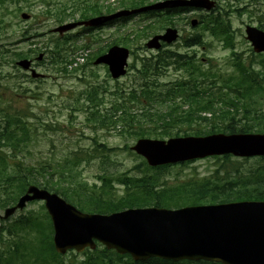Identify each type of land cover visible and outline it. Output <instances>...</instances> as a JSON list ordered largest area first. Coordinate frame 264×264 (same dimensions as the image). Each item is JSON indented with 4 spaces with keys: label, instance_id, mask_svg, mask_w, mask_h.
Masks as SVG:
<instances>
[{
    "label": "rangeland",
    "instance_id": "1",
    "mask_svg": "<svg viewBox=\"0 0 264 264\" xmlns=\"http://www.w3.org/2000/svg\"><path fill=\"white\" fill-rule=\"evenodd\" d=\"M29 1L31 4L26 0H4L0 3L3 28L7 30L5 35L2 30L0 32V47L3 44H10L6 47L9 50L5 57L0 58V113H7V116L26 113L31 131L27 146L21 152H11L6 149L5 153L0 152V155L5 158L8 167H12L15 163L22 166L29 164L54 166L55 160L63 163L64 159L72 160L75 157L86 156L87 162L81 160L76 168L88 185L95 184L97 190L104 185H113L116 190L104 191L121 195L125 187L119 179L125 176L149 175L153 170L146 168L145 159L131 150L130 147L135 143L136 138L120 132V129L129 127L125 119L118 121V114L114 115L111 102L119 96L127 99L131 90L139 92V85L143 81L142 75L130 68V64L140 67V59L143 56L155 55L157 51L138 48L135 55L129 58L127 74L118 81L110 77L105 65H95L93 60L98 55V51L113 40L127 39L128 48L143 45L150 36L136 40L132 33L150 20L148 17L137 15L123 23L103 25L84 33L80 31L81 28H76L70 31L68 37L67 34L59 36L51 32L52 28L62 24L57 20L56 15L65 16L64 22H69L72 19L68 18L74 14L76 20L80 13L90 12L94 7L100 8L105 13L104 7L110 5L116 11L120 9L118 0ZM216 5L219 6L217 8L219 12L228 13L234 31L235 51L246 60L250 58L259 60L250 52L251 46L244 36V27L247 24L264 25V0H216ZM233 9L237 11L234 12ZM22 12L29 13L30 18L23 19ZM72 12V16H67V13ZM177 27L181 39L163 49L189 54L194 52L195 59H201L202 67H208L207 70L210 72L218 69L228 72L232 69L230 50L222 40L207 36L206 40L209 44L205 48H185L182 46L183 41L190 34L201 32V28L191 27L189 23L184 22V19L178 21ZM22 30L27 32L21 35ZM158 32L161 31L155 33ZM56 47L62 54L67 55L68 60L72 59L80 49L86 54V58L84 62L78 60L72 62L69 67L68 63H56V60L53 61L56 59ZM14 52L25 53V58L30 59L43 52V60L35 64L36 72L43 78H32L28 71L20 68L16 61L21 57L14 55ZM86 62L90 64L83 67ZM170 64L162 61L157 67L150 69L146 85L155 93L156 99L150 101L146 108L154 110L162 107V101L169 98L167 89L183 79L187 80L189 76L187 71L180 68L177 63ZM256 65L261 67L260 64ZM157 73L159 75L155 76ZM193 76L198 75L193 73ZM139 99L147 101L142 96H139ZM127 105L133 113L141 111L142 106L137 101L128 100ZM94 110H99V113H94ZM107 118L116 121V126L107 125ZM151 119L154 120L155 116ZM214 122L221 125L218 119ZM197 127L210 128L204 124H199ZM250 162L252 160L244 162L243 158L235 156H231L226 162L216 158L197 159L182 167L169 168L164 178L171 186L197 183L218 176L216 170L224 163L246 166ZM100 177L105 180H101ZM51 180L56 184V173H53ZM42 204L41 201L26 204L23 209L4 219L3 224L12 223L28 211L44 213ZM4 208L0 209V215L3 214ZM5 237L8 239L7 242H0V252L3 253L11 242L25 240L21 232L15 238ZM18 250L20 258L17 264L23 260L26 264H43L41 259H36L33 255L26 256L22 248ZM21 255L25 258H21ZM85 258L83 253L70 251L60 255L56 260L49 261L51 264H80Z\"/></svg>",
    "mask_w": 264,
    "mask_h": 264
},
{
    "label": "trees",
    "instance_id": "2",
    "mask_svg": "<svg viewBox=\"0 0 264 264\" xmlns=\"http://www.w3.org/2000/svg\"><path fill=\"white\" fill-rule=\"evenodd\" d=\"M4 0H0L3 3ZM154 0H123L121 6H136ZM110 8H108L109 10ZM189 9H184V12ZM100 9L94 7L90 13H100ZM182 11L167 10L162 13L148 12L146 15H157L156 24H147L139 36H146L158 28H163L166 22H173V17ZM90 13L82 12L81 18H86ZM73 15L67 13V16ZM52 16V15H51ZM198 28L208 32L211 36L222 40L224 45L230 48L232 69L222 72L221 69L215 72L203 71L192 61V57L176 51L165 50L160 55L143 56L140 60L139 73L143 81L139 89L131 90L126 98L119 96L111 102V109L114 115L118 114L119 120L125 119L129 128L120 129V132L138 137L164 138L180 135H205L215 132L223 133H249L264 132V108L255 107L256 97L264 99V54L254 55L261 57L259 60L247 61V64L234 51L233 29L229 17L214 14H199ZM59 22L65 16L56 15ZM3 17L0 15V32L3 28ZM258 27L264 29V25ZM84 31H91L92 28H84ZM27 30L21 31L24 35ZM140 38V37H138ZM116 43V42H113ZM204 34L195 32L190 34L184 41L183 46H204ZM140 47V46H139ZM4 48V47H3ZM2 50V47H0ZM105 51V47L98 53ZM0 51V55L6 54ZM14 55L25 57V53L14 52ZM56 63H67V55L61 53L56 47ZM162 61L167 64L172 62H183L188 69L187 80H181L175 86L167 89L169 98L162 101L160 108L151 110L145 107L150 101L156 99L155 93L146 85V78L151 68L157 67ZM90 64L86 62L83 67ZM260 64L261 67H257ZM66 69V67H64ZM134 68V65H131ZM196 73L198 76H193ZM209 74V75H208ZM157 73L155 76H158ZM156 78V77H155ZM142 96L147 101L139 99ZM137 101L142 107L139 113H133L127 105V101ZM98 114L99 110H94ZM208 114V115H207ZM155 116V119L151 118ZM218 119L221 123H215ZM116 121L107 118L106 124L115 127ZM260 122V123H259ZM199 124L208 125L209 129H200ZM191 130L192 132L188 131ZM31 131L28 122V115L13 114L11 116L0 115V152L5 150L21 152L26 146ZM216 158L221 161H228L231 156L223 155ZM0 209L11 205L16 198L25 190L26 186L34 182L38 186L58 193L66 201L70 202L81 211L110 213L128 207L137 206H160L176 208L183 205H194L203 203H222L240 200H264V157L243 158L244 162L252 160L246 166L224 163L220 165L216 173L218 176L205 179L197 183H188L171 186L164 178L167 170L173 166H184L193 161L180 164H165L152 169L149 175L140 177H123L119 182L124 185L121 195L115 192L107 193L104 190H116L113 185L101 186L96 189L95 184L88 185L86 179L81 176L76 166L84 160L75 157L72 160L64 159L54 161L50 164L36 166L29 164L22 166L15 163L8 167L5 158L0 155ZM145 163V162H144ZM57 164V166H56ZM53 173H56V184L51 180ZM101 180L105 178L100 177ZM32 181V182H31ZM43 208V207H42ZM21 232L25 237L23 242H11V245L3 253L0 252V264H17L20 255L19 248L24 250L26 256L33 255L41 259L43 264H51L49 260H56L60 257L55 252L52 241V225L46 212L33 213L28 211L20 215L10 224H1L0 242L8 240L5 236L17 237ZM7 234V235H6ZM7 242V241H6ZM85 260L80 264H221L210 261H171L159 258H149L144 261H133L129 255H117L111 250L96 248L94 251L86 250L83 253ZM21 258H25L21 255ZM20 264H26L23 260ZM56 264V263H54ZM62 264V263H59Z\"/></svg>",
    "mask_w": 264,
    "mask_h": 264
},
{
    "label": "water",
    "instance_id": "3",
    "mask_svg": "<svg viewBox=\"0 0 264 264\" xmlns=\"http://www.w3.org/2000/svg\"><path fill=\"white\" fill-rule=\"evenodd\" d=\"M176 5L210 9L212 0H164L131 10H120L86 21L65 23L53 29L63 34L77 25L98 26L120 16ZM27 17L26 14H22ZM197 20H191L196 25ZM255 52H264V32L254 26L245 29ZM178 37L175 28L149 39L146 46L159 48V39L171 43ZM128 50L114 45L97 57L95 64L105 63L113 78L123 75ZM42 54L38 56L41 58ZM29 60L18 65L28 68ZM34 76H37L32 71ZM146 158L149 166H159L231 154L239 157L264 156V134H209L167 140L140 138L131 147ZM43 200L51 218L56 251H82L95 248V240L117 253H127L134 261L150 257L178 260H204L221 264H264V201H242L215 205L129 208L111 214L82 213L55 193L34 185L27 187L13 206L4 209L2 219L23 209L27 202Z\"/></svg>",
    "mask_w": 264,
    "mask_h": 264
}]
</instances>
